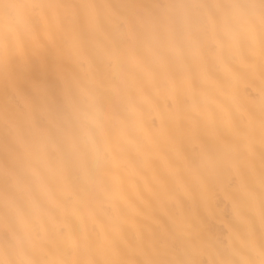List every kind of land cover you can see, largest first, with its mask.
<instances>
[{"label": "snow or ice", "instance_id": "6c2138e0", "mask_svg": "<svg viewBox=\"0 0 264 264\" xmlns=\"http://www.w3.org/2000/svg\"><path fill=\"white\" fill-rule=\"evenodd\" d=\"M0 264H264V0H0Z\"/></svg>", "mask_w": 264, "mask_h": 264}]
</instances>
